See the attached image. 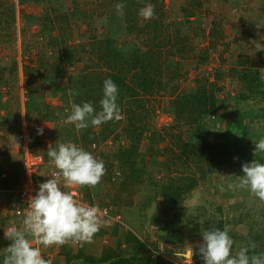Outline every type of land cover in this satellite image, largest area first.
Segmentation results:
<instances>
[{"label":"rangeland","instance_id":"rangeland-1","mask_svg":"<svg viewBox=\"0 0 264 264\" xmlns=\"http://www.w3.org/2000/svg\"><path fill=\"white\" fill-rule=\"evenodd\" d=\"M195 1L200 6L192 0H123L120 15L115 7L120 0H0V241L6 242L2 222L10 191L24 180V153L42 155L49 163L46 168L55 169L46 143L56 147L68 142L104 161L101 182L83 187L82 196L110 207L122 225L102 221L90 242L77 245L69 241L71 245L44 248L33 241L53 264H67V256L72 261L99 258L104 249L118 244L123 248L127 230L157 246L166 261L160 264H183L175 252L201 242V233L210 227L228 231L235 242L233 254L259 238L264 241V201L232 187L243 174L242 165L264 163V152H255V142L264 139V0ZM148 3L154 5L159 31L149 26L154 18L138 14ZM184 8L191 17H185ZM154 36L165 45L153 48L161 54L162 63L152 72L161 88L136 94L133 87V96L118 101L121 119L107 122L105 131L111 130V135L95 141L92 150L90 140L103 125L80 130L64 121L83 87L85 101L100 110L96 92L102 89L92 74L102 79L115 75L102 43L114 40L117 46L111 47L123 53L134 46L146 52L155 44ZM249 80H254V88ZM201 94L213 97L216 111L201 115ZM129 107L138 122L129 118ZM191 118L196 123H190ZM37 127L44 129L43 135L37 134ZM202 138L206 144L223 146V161L212 173H205L207 165L202 163L203 179L195 154L184 164L188 148L179 160L183 145L200 144ZM129 163L139 172L125 187L131 201L127 208V192L120 188L130 176ZM114 170L121 176L111 182ZM191 176L195 185L179 204L162 200L164 188H177ZM146 201L150 204L145 210ZM176 231L180 235L174 236ZM7 246L1 245L0 254ZM193 264L203 261L194 256Z\"/></svg>","mask_w":264,"mask_h":264},{"label":"clouds","instance_id":"clouds-1","mask_svg":"<svg viewBox=\"0 0 264 264\" xmlns=\"http://www.w3.org/2000/svg\"><path fill=\"white\" fill-rule=\"evenodd\" d=\"M115 7L118 14H124L123 0ZM138 14L145 20L154 18V5L146 4ZM118 96L117 84L110 77L106 78L100 110L97 111L90 102L82 105L73 103L64 122L83 130L90 124L101 126L110 120H118L122 117ZM36 132L43 135L44 129L37 127ZM255 152H264V139L255 142ZM47 155L66 185L95 187L106 171L102 159L73 142L49 147ZM242 173L232 187L248 190L264 201V163L252 160L242 165ZM49 175L51 178L40 183L35 195L30 197L22 226L12 225L4 231V238L11 243L6 247L0 264H51L44 258L40 246H63L69 241L90 242L103 226L99 206L79 201L74 193L64 190L56 172ZM201 236V242L195 246L188 244L175 252L183 264H193L194 256H199L203 264H264V253L254 252V242L233 254L235 242L228 231L210 227ZM33 241L40 246H34Z\"/></svg>","mask_w":264,"mask_h":264},{"label":"trees","instance_id":"trees-1","mask_svg":"<svg viewBox=\"0 0 264 264\" xmlns=\"http://www.w3.org/2000/svg\"><path fill=\"white\" fill-rule=\"evenodd\" d=\"M130 1L133 4H136V3L138 4L139 1L141 2V0H130ZM192 2H193L192 4H194L196 7L200 6L199 2H196L195 0H192ZM184 12H185L184 14L185 17H191L190 15H192V12H190L187 8H184ZM154 19L155 21L151 22L149 26L152 25V31L155 32V31L160 30V25L158 26L157 24L159 19H156L155 16H154ZM126 21L129 23L130 18L126 19ZM131 21L133 22V19H131ZM156 38L157 37L155 36L153 37V41H155V44L152 45V47H149V50H147L146 52H141L139 48L134 46L135 50L132 49L131 51H129L130 52L129 54L123 53L121 52V50L111 47V46H117L114 40H108L105 43H102L104 44L105 48H107L105 56L108 59L107 60L108 68L113 67V70L115 71V75L111 73L105 74L104 78L102 79L98 77L99 75L97 76V74L95 73L92 74L97 77V78H94L96 81V86H99L100 90L102 89L101 93L99 92V90L96 92V95L98 94L96 98H98L101 101L103 97V81L109 77L117 84L119 88L118 101H120L121 99H124V97L130 98L131 96H133L135 94V90H133L134 88L136 89V91H138L136 92V94L137 93L153 94L159 91V89L161 88V82L160 80L157 79V77L154 76V73L152 72L157 71L162 62L160 61L161 54H159V52L154 51V49L156 48L162 49L165 47V45L163 44L162 40H159L158 42ZM103 63L104 65H106L105 62ZM152 65L153 67L155 66V68H153ZM99 74L102 75V73H99ZM128 80H130L131 83H129ZM249 83H250V86L254 88V80H249ZM87 97H88L87 87H83L79 90L78 96L74 97L73 100L75 104L82 105L84 102H87V100L85 101V98ZM200 98H201L200 100L201 115H206L208 113H213L214 111H216L217 108L215 106V101L213 97H208V96L201 94ZM185 99H188V98L185 97ZM100 107L101 106L99 105L98 108L100 109ZM136 109H138V107ZM128 114H129V118L135 120V122H138L140 120V118L137 117V114H135V111H133L132 108L130 107L128 109ZM189 120H190V123H196V120H193L192 118ZM107 124L108 123L102 124L104 129L96 137L94 134L93 136L92 133H90V135L93 136L92 141L90 140L91 144L94 143L95 141L96 142L105 141L106 139L109 138V136L111 135V130L109 131V133L105 131L107 129ZM201 140L203 142H201L200 144L192 143L189 146L188 144L183 145L184 151L183 153H181L179 160H182V157H184L185 151L188 148L187 149L188 153L185 155L184 164L187 165L186 163H188L190 159L189 157L190 154H195V160L197 159V162L199 161L198 162L199 164H197V166L200 167L199 169L200 172H198V174L203 179L206 172L212 173L213 169L222 163L223 160L221 158V155L223 154L221 153L220 149H223V146L218 145V144H208V143L206 144L204 142V138H202ZM189 147L191 151L189 150ZM177 157L178 156H176L175 159ZM122 162H125V161H122ZM203 162L207 165V171H205V173L203 170L204 165H202ZM129 164H130L131 173H130V176L126 177V179L122 182V186L120 188L121 193L126 191L125 187H127V185L129 184L128 183L129 180L131 182L132 177L134 179L136 177V173L139 172L138 170H136V168H134L135 166L134 163H129ZM182 181L183 182H181L177 188L168 187V188H164V191L162 193L160 192L159 195L160 197H162V200L165 203L172 205V206L179 204L182 201L183 195L191 191L196 182L195 176L184 178ZM82 189L83 187H80L81 191ZM128 194L129 192L125 193L124 197L122 196L125 199L124 203L126 204L127 208L131 207V201L127 200ZM125 196H127V198ZM153 200H154V197H153ZM147 204H150V202L146 201L145 205H143V208H145V210L148 207ZM115 215L120 216L119 214H116V213ZM120 222H122L121 219H120ZM2 224L4 226V222H2ZM116 224H119L118 226L120 227L122 225L120 223H115V225ZM125 225L129 226L127 223ZM176 235H180V233L178 231L174 232V236ZM141 239H142L141 236H138L131 230H127L126 236H124V239H123V243H124L123 248H120L121 245L119 246V244L115 246V248H106L103 250L99 258H88V259L85 258L82 260L77 259L75 261H72L70 260V257L67 256L66 257L67 264H152V263L160 264V263H166V261L163 260L161 256H159L160 252L157 246L152 245V243L150 242H145V241L142 242ZM259 239L255 243V249H254L255 253H263L264 251V241H261ZM10 243L11 241L6 240V242H4V240H1L0 250H1L2 244L7 246ZM171 243L176 244V242L174 241H171ZM3 254L4 253L0 254V258H3ZM249 254L251 255L252 252H250Z\"/></svg>","mask_w":264,"mask_h":264},{"label":"built area","instance_id":"built-area-1","mask_svg":"<svg viewBox=\"0 0 264 264\" xmlns=\"http://www.w3.org/2000/svg\"><path fill=\"white\" fill-rule=\"evenodd\" d=\"M121 119V118H120ZM119 119V120H120ZM20 138L25 142V133L20 135ZM47 147H51L49 143H46ZM97 143H92L91 147L92 150L95 149ZM26 148V145H25ZM27 150V148L25 149ZM45 157L40 154L30 155L29 153H24L21 168L24 180L19 185L16 186L14 190H11V196L9 197L6 205V209L3 213V221L5 226V231L8 229L9 226L16 225L22 226V221L25 215V212L28 208V201L31 196H34L38 186L40 183L50 179L51 176L49 175L52 172L57 173V178L61 179V186L64 188L65 191H69L74 193L76 199L86 204H92L88 199L84 198L80 187L76 185H66L62 178L59 177V170L57 169H47L48 166ZM121 175L117 170H114L110 175V181L115 182L117 178ZM101 209V219L102 221H115L116 223H120V216L118 215H111V208L107 207L106 205L99 206ZM79 242L73 241L72 244L77 245ZM68 245H71L67 243Z\"/></svg>","mask_w":264,"mask_h":264},{"label":"crops","instance_id":"crops-1","mask_svg":"<svg viewBox=\"0 0 264 264\" xmlns=\"http://www.w3.org/2000/svg\"><path fill=\"white\" fill-rule=\"evenodd\" d=\"M52 263V262H51Z\"/></svg>","mask_w":264,"mask_h":264}]
</instances>
